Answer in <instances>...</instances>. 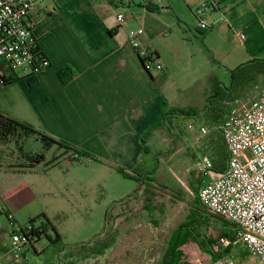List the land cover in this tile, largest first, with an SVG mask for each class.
<instances>
[{"label": "crops", "instance_id": "0c3cea01", "mask_svg": "<svg viewBox=\"0 0 264 264\" xmlns=\"http://www.w3.org/2000/svg\"><path fill=\"white\" fill-rule=\"evenodd\" d=\"M133 1L128 5L120 0H40L31 17L33 36L50 67L39 74L21 75L5 68L7 79L15 81L0 90V111L83 147L95 166L118 173L117 167L131 171L143 165L146 172L172 186L162 164H175L174 158L181 157L183 163L175 167L188 168L190 181L193 159L185 144L186 150H177L182 143L166 132L164 116L191 102L172 78L176 62L155 42L162 38L170 47L185 44L186 39L201 43L211 61L201 73V89L211 72L220 79L244 63L264 59V0H214L220 10L209 17L212 28L207 31L192 28L196 8L207 0ZM144 2L155 4L158 11H148ZM117 12L134 18L119 23ZM219 15L226 21L221 22ZM139 29L143 30L138 37L141 49L158 55L162 71H148L130 44L129 36ZM176 49L179 60L184 46ZM66 68L73 78L64 83L59 73ZM170 80L177 87L174 94L167 91ZM161 145H166L169 155L157 151L155 147ZM56 186L52 171L46 169H0V264L13 262L6 255L7 229L13 228L12 235L16 227L42 215L50 222Z\"/></svg>", "mask_w": 264, "mask_h": 264}, {"label": "trees", "instance_id": "16d2710c", "mask_svg": "<svg viewBox=\"0 0 264 264\" xmlns=\"http://www.w3.org/2000/svg\"><path fill=\"white\" fill-rule=\"evenodd\" d=\"M126 4H133V0H120ZM142 5L151 12H157L158 8L153 3H142ZM36 49L39 51L38 46ZM148 71L156 69L155 62L158 61V55L152 53L149 56H139ZM155 58V61L153 60ZM61 80L66 83L73 78V74L69 68L62 70L60 73ZM230 85L226 86L211 72L206 76L200 92L204 96L203 105H191L186 108H172L164 116V129L169 136L178 142L184 144L187 138L186 123H195V125L212 127L219 121H223L231 110V105L240 100L250 87L257 85L258 82L264 81V59H255L250 62L238 66L230 72ZM165 77V76H163ZM162 77V78H163ZM15 79L8 80L7 84L14 82ZM5 85V86H6ZM246 96H243V98ZM35 137L41 140L45 150L48 151L53 146H57L64 150L67 155H78L82 160L92 158L87 152L78 149L69 143L53 138L44 132H41L26 122L13 118L0 111V169L14 172H27L36 169L46 157L45 154L26 153L23 149V141L25 139ZM12 148L14 152H5L2 148ZM3 151V152H2ZM187 154L195 161L197 153L193 149H187ZM199 154L209 155L213 159L214 170L219 173L225 172L229 152L225 144L224 137L219 131H212L208 139L200 149ZM9 153V155H6ZM16 156L18 163H7L8 159ZM118 173L125 179H131L136 182V189L125 199L114 203L107 211L105 216V231L94 238L90 243L82 244L76 247H65L57 229L46 219L45 215L32 219L25 227H19L14 232L24 234L30 246L38 254L34 248L37 242L45 239L48 243L44 247L43 254L45 258L52 253L51 259L57 264H81L88 261L105 260L114 248L120 243L124 237L122 227L131 226L135 222H142L154 227H160L165 222L167 214V202L179 205L186 202V193L183 187H173L159 181L154 175L146 172L143 165L136 169L128 171L127 169L117 167ZM202 178H196L192 175L189 181V187L193 193V200H190L189 213L185 222L180 223L175 230L173 236L167 242V248L158 264H188L185 254L182 251L185 239L194 234V229L199 228L207 230L209 222L216 221L221 224L223 229V239H234V225L225 219L216 217L215 215L205 211L199 202V190L202 187ZM137 205V206H136ZM10 222L11 217H8ZM44 222V225H37ZM120 222V223H119ZM221 238V239H222ZM219 241L215 243L212 250L200 248V254L206 264L230 257L233 254V247H224ZM190 257V256H189ZM188 257V258H189ZM44 264H51L47 259Z\"/></svg>", "mask_w": 264, "mask_h": 264}, {"label": "rangeland", "instance_id": "374dc122", "mask_svg": "<svg viewBox=\"0 0 264 264\" xmlns=\"http://www.w3.org/2000/svg\"><path fill=\"white\" fill-rule=\"evenodd\" d=\"M207 1L200 3L198 7ZM210 16H212V14L209 15V17ZM219 16L222 17V15ZM194 19L196 26L192 27L193 30H195L196 27L199 28L197 19ZM186 40L188 42L185 44H178V46L172 44L173 47H170L168 42L159 38L155 42V47L164 50V55L171 61L176 62L172 78L177 82L178 88L181 87L185 90L184 92L191 102V105L194 104L195 106H202L204 96L202 95V92H200L198 82L201 80V73L209 68L211 61L209 60V55L203 50V46L199 41H191L189 39ZM179 46H184V49L182 56L178 60L176 48ZM21 72L22 71H17L16 73L21 75ZM220 80L223 84L229 86L231 77L227 73V75H223ZM175 87V83H172V80H170L167 91L174 94ZM263 89L264 81H260L257 85L250 87V89L242 95L241 99H243V96L251 98L255 97L259 95ZM183 126L186 128L187 132L188 125ZM198 126L200 125H197V127ZM187 135V138L184 139V144L187 149L192 150L194 136L197 135V131H194L193 133L187 132ZM207 139L208 137L202 140V145L207 141ZM65 142L84 151L81 146L79 147L74 145L69 141ZM185 147L183 144H180L177 150L180 149L182 152L186 150ZM155 148L157 151L160 150L161 154L169 155V153H167L168 149L166 145L156 146ZM23 149L26 153L45 154L46 159L39 164L38 168L42 171L45 169L47 171H52V178L57 185L56 188L58 191L56 198L52 200L53 204L50 205L52 212L50 223L57 229L61 236L62 244L65 247L70 248L90 243L98 235L102 234L106 229L105 216L107 211L114 203L127 198L137 187L136 182L125 180L116 171L111 172L103 166H95L94 162L89 163L86 159L81 162L73 161L71 155L67 156L64 150L58 148L57 146H53L46 151L43 142L35 137L25 139L23 141ZM2 150L9 152L12 148L9 149L5 147V149L2 148ZM12 152L15 154V151L12 150ZM9 153H6V155H9ZM15 158L16 156L14 155L12 159H8L7 163H18L19 161ZM146 159H149V157ZM53 162H58L57 167H50ZM174 162L177 165L183 163V161H181V157L174 158ZM189 162L191 163V161ZM175 164H166L167 166H163L162 164L161 170L164 169L165 173L171 179L173 187L178 186L185 189L186 202L176 205L172 204L170 200L166 201V219L160 227L157 228L152 225L144 224L140 221L133 223L131 226L122 227L123 233H125L124 237L105 260L88 261L81 264L159 263L161 256L167 248L168 240L175 233L177 226L180 223L182 224V222H185L186 216L189 213L190 200H193L194 198L189 187L188 168L186 169L183 167L182 169H178L175 167ZM190 170L191 168L189 169V172ZM192 175H195V177L198 178L195 172H192ZM213 178L214 177H212V179ZM212 179L208 178L204 180L203 183H208ZM12 229L13 228L7 229L10 241V233ZM17 229L18 228L16 227L14 230ZM223 232L221 224L216 221H212L207 225V230H199V228H196L194 229L193 236L190 235L185 238L182 235V238L187 241L184 247H182V251L185 254V259L188 264H197L198 258L201 257L203 259L200 254L201 246L205 249L212 250L213 247L216 248V246H214L215 243L217 244L221 241L220 245L223 246L222 242L227 240L231 241V247H233V254L230 256L236 259L239 264L258 263L256 256H253L251 253L242 249L239 245L234 246V239H223ZM42 241L45 246L46 244L48 245L45 239ZM43 244L40 242L35 244L36 246L34 248L38 251V254L31 246H28V250L24 252L26 255H21L20 264H44L47 259L51 262V264H54L51 259L52 253L49 252L47 258H45V254H43L42 251L44 249ZM54 260L57 264V259L55 258Z\"/></svg>", "mask_w": 264, "mask_h": 264}, {"label": "built area", "instance_id": "2783aa9c", "mask_svg": "<svg viewBox=\"0 0 264 264\" xmlns=\"http://www.w3.org/2000/svg\"><path fill=\"white\" fill-rule=\"evenodd\" d=\"M40 0H0V90L5 87L7 77L4 69L26 74H39L50 67V61L36 49L33 36L34 24L31 20ZM220 10V4L207 1L195 10L199 29L212 28L208 23L209 15ZM132 14L120 13L117 21L124 23L133 19ZM224 17L221 22H225ZM143 30L132 33L129 42L141 57L152 54L141 49L138 37ZM155 61V58L153 57ZM156 69L162 65L155 62ZM245 98V99H244ZM231 105V110L223 121L212 127L189 123V133L194 136L193 149L197 158L190 172H195L204 180L199 190L201 207L216 217L234 225L235 241L242 249L256 256L257 264H264V89L255 97H244ZM212 131H219L224 137L229 152L227 168L219 173L214 170L213 159L197 152L202 140ZM73 161H83L78 155H71ZM85 160V159H84ZM89 163L92 158H87ZM224 247L231 241H223ZM30 243L24 234L13 232L6 255L12 264H20L21 255L28 250ZM1 259V257H0ZM197 264H206L200 257ZM209 264H239L233 257H226Z\"/></svg>", "mask_w": 264, "mask_h": 264}]
</instances>
